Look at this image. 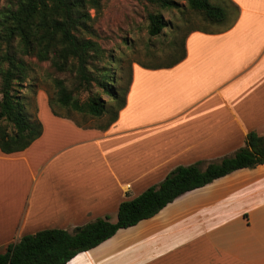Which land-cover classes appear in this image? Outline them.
<instances>
[{
	"label": "crops",
	"instance_id": "1",
	"mask_svg": "<svg viewBox=\"0 0 264 264\" xmlns=\"http://www.w3.org/2000/svg\"><path fill=\"white\" fill-rule=\"evenodd\" d=\"M220 29L189 31L172 66L133 63L124 106L105 129L52 112L41 135L0 150V253L43 229L116 220L119 204L176 166L205 167L264 137V0H226ZM66 264H264V163L177 196Z\"/></svg>",
	"mask_w": 264,
	"mask_h": 264
},
{
	"label": "trees",
	"instance_id": "2",
	"mask_svg": "<svg viewBox=\"0 0 264 264\" xmlns=\"http://www.w3.org/2000/svg\"><path fill=\"white\" fill-rule=\"evenodd\" d=\"M198 12L211 23H225V6L210 0H155L162 9L179 6V2ZM101 0H5L0 8V150L13 153L27 148L41 135L42 126L28 114L19 90L29 78L31 66L27 59L48 61L58 72L74 76L69 88L63 79H53L56 94L49 101L53 107H67L95 118L110 115L100 125L105 129L117 118L124 106L125 94L114 87V77L108 73L105 49L97 40L90 10L99 11ZM167 25L157 12L147 13V33L159 35ZM180 55L167 65L172 66L184 57ZM92 83L106 93L112 103L99 94L80 100V90H88ZM58 115V114H56ZM264 163V137L249 132L245 145L205 167L194 163L174 167L164 179L150 186L138 196L122 201L116 220L96 218L71 230L43 229L24 235L0 253V264H66L82 251L89 250L118 229L135 225L156 214L182 193L201 187L236 169L252 168Z\"/></svg>",
	"mask_w": 264,
	"mask_h": 264
},
{
	"label": "rangeland",
	"instance_id": "3",
	"mask_svg": "<svg viewBox=\"0 0 264 264\" xmlns=\"http://www.w3.org/2000/svg\"><path fill=\"white\" fill-rule=\"evenodd\" d=\"M4 1L0 0V8ZM210 1L225 6L226 0ZM148 12L160 13L167 23L159 35L150 36L147 33ZM231 12L227 10L226 18L231 17ZM90 14L93 17L96 38L105 49L108 73L114 77V87L121 95L127 88L133 63L145 66L167 65L180 55L184 37L189 31L215 30L226 25V22L216 24L206 21L182 1L178 7L162 9L155 0H101L99 11L92 9ZM27 61L31 71L19 94L26 104L28 114L36 120L38 93L42 92L49 103L56 94L53 79H63L69 88L74 87L75 79L68 72L55 71L48 61L40 62L35 58ZM90 94H99L107 106L112 103L110 97L95 83L88 90H80L78 97L84 100ZM53 109L56 114L72 117L81 125L103 124L110 117L106 114L104 117L95 118L60 106H54Z\"/></svg>",
	"mask_w": 264,
	"mask_h": 264
}]
</instances>
